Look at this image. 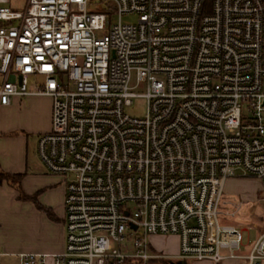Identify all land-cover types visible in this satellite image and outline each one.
<instances>
[{
    "label": "built area",
    "instance_id": "2783aa9c",
    "mask_svg": "<svg viewBox=\"0 0 264 264\" xmlns=\"http://www.w3.org/2000/svg\"><path fill=\"white\" fill-rule=\"evenodd\" d=\"M99 2L114 7L0 0V108L53 100L37 144L66 183L53 263L148 264L166 256L150 236L172 234L181 259L263 264L264 232L241 252L220 208L244 176L260 179L264 206V0ZM136 98L144 115L127 112Z\"/></svg>",
    "mask_w": 264,
    "mask_h": 264
},
{
    "label": "crops",
    "instance_id": "0c3cea01",
    "mask_svg": "<svg viewBox=\"0 0 264 264\" xmlns=\"http://www.w3.org/2000/svg\"><path fill=\"white\" fill-rule=\"evenodd\" d=\"M26 100L30 102L35 99L32 97L14 98L11 105L1 108L15 112ZM47 116L49 119L50 111H48ZM50 128L51 125H47L44 129H48L46 130L48 132ZM19 129L1 130L0 134L14 133ZM10 137H15L20 141L25 138L23 135L17 134H13ZM10 137L6 136L5 138ZM0 170L9 173H25L21 183L23 191L27 195L38 193V202L44 208H38L34 202L21 201L18 190L7 182L0 184V209L2 206L6 212L0 217V264H9L11 262L20 264L19 255L21 253L47 254L49 255L47 264H54L52 255L62 252L65 248L64 197L66 183L64 177L48 172L45 167L35 170L30 163L22 161L21 154L13 152L7 154L0 152ZM29 180L31 185L28 184ZM14 205L19 207V215H15L13 209L17 208ZM49 212L54 217H51ZM30 215H33L32 219ZM18 227L28 233L22 239L14 235V233V237L12 236V231ZM177 240L178 244L175 251L166 254L164 258L153 259L148 264H164L167 259H170L168 264H248L242 259H227L219 263L210 260L181 259L177 257L179 252L178 237ZM8 248L12 250L7 251L6 249Z\"/></svg>",
    "mask_w": 264,
    "mask_h": 264
},
{
    "label": "rangeland",
    "instance_id": "374dc122",
    "mask_svg": "<svg viewBox=\"0 0 264 264\" xmlns=\"http://www.w3.org/2000/svg\"><path fill=\"white\" fill-rule=\"evenodd\" d=\"M100 4L99 0H96ZM109 7H114V3L110 2ZM105 3L100 4L102 10L108 7ZM96 5L90 8H94ZM112 24L119 22V16L114 14ZM123 23H134L137 16L134 14H124L121 19ZM33 99L30 102L26 100L24 104L15 112L6 111L0 108V131L9 130L10 128H20L14 133L0 134V152L2 153H19L22 156L24 163L28 162L32 168L39 170L44 167L38 154V138L45 133L47 125H51L53 100L51 97L31 96ZM30 98V97H27ZM146 101L144 98H136L131 107L127 108V112L134 115H144ZM50 111L48 119L47 113ZM13 134L23 135L21 141L15 137H10ZM10 138H5V137ZM28 184L31 185L30 180ZM263 188L258 177L244 176L230 178L226 181L224 196L221 203V219L224 223L232 224L243 230V246L241 252H248V245L253 242L258 235L264 232V206L262 202ZM23 202H33L30 199L20 198ZM11 207L15 211V215H19V207L14 205ZM6 213L1 206L0 217ZM31 219L33 215H30ZM13 228V227H12ZM16 235L20 239L26 236L24 229L14 228L12 236ZM14 237V236H13ZM150 242L157 252L162 254H170L177 249V236L172 234H158L150 236ZM12 250L11 248L6 249ZM170 259L164 261L168 262ZM160 263V262H159ZM9 264H17L11 262ZM163 264V263H162Z\"/></svg>",
    "mask_w": 264,
    "mask_h": 264
},
{
    "label": "trees",
    "instance_id": "16d2710c",
    "mask_svg": "<svg viewBox=\"0 0 264 264\" xmlns=\"http://www.w3.org/2000/svg\"><path fill=\"white\" fill-rule=\"evenodd\" d=\"M25 176V173H9V172H3L0 170V184L7 182L8 184L12 185L13 187H15L18 192H19V198H23V199H30L32 200L38 208L40 209H44L43 206H41L38 202V193L34 194V195H27L21 186L23 177ZM51 217H54L50 212H49ZM165 263H169V262H165Z\"/></svg>",
    "mask_w": 264,
    "mask_h": 264
}]
</instances>
